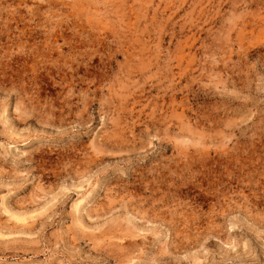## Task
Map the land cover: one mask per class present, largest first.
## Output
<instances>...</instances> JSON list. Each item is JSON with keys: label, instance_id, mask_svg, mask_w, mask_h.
Wrapping results in <instances>:
<instances>
[{"label": "rangeland", "instance_id": "rangeland-1", "mask_svg": "<svg viewBox=\"0 0 264 264\" xmlns=\"http://www.w3.org/2000/svg\"><path fill=\"white\" fill-rule=\"evenodd\" d=\"M0 264H264V0H0Z\"/></svg>", "mask_w": 264, "mask_h": 264}]
</instances>
